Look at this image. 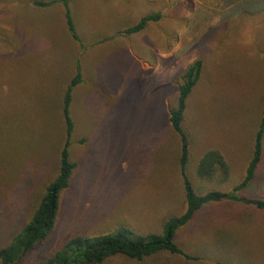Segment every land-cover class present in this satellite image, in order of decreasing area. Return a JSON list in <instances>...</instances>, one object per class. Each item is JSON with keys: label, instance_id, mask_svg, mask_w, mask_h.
<instances>
[{"label": "rangeland", "instance_id": "1", "mask_svg": "<svg viewBox=\"0 0 264 264\" xmlns=\"http://www.w3.org/2000/svg\"><path fill=\"white\" fill-rule=\"evenodd\" d=\"M0 0V248L31 218L56 176L66 139L62 102L70 79L75 168L58 196L54 226L17 264L44 261L74 236L125 229L160 234L186 208L180 136L168 121L185 69L201 60L186 99L185 174L197 194L240 182L264 111V0H69L73 38L60 1ZM160 17L134 33L143 15ZM263 153L239 192L264 200ZM209 149L228 175L197 174ZM165 251L100 264H264V209L209 202L178 228Z\"/></svg>", "mask_w": 264, "mask_h": 264}, {"label": "trees", "instance_id": "2", "mask_svg": "<svg viewBox=\"0 0 264 264\" xmlns=\"http://www.w3.org/2000/svg\"><path fill=\"white\" fill-rule=\"evenodd\" d=\"M60 1L63 5L65 21L71 36L76 38L69 9V0H49L37 2V5L45 6ZM160 17L158 13L143 15L135 24L125 29V33H134L143 29L149 21ZM201 60H195L183 72L181 81L177 84V101L175 106L168 110V121L174 131L180 136L181 150L179 166L183 177V187L186 208L183 213L169 217L164 220L162 232L146 233L128 238L124 231L119 229L112 233L94 236H74L69 238L52 255L37 264H100L114 255H124L130 259L140 261L155 253L165 251L170 254H178L186 259L196 260L197 257L184 252L175 242L174 237L178 228L182 227L194 214L209 202L231 200L243 202L264 209V200L249 198L240 195L242 191L255 177V169L258 167L263 153L262 139L264 135V111L257 126L254 137L252 154L245 174L232 190L229 192L208 191L197 194L185 174L188 161V149L182 121L186 107V99L191 92L194 83L197 82L201 71ZM80 70L71 78L62 102V116L65 123L66 139L59 153V166L56 176L46 185L36 209L30 215L31 218L23 225L20 231L3 247L0 248V264H17L36 245L42 243L47 234L52 230L58 211L59 193L67 187L75 163L69 160L67 146L70 144V134L73 122L69 114L72 87L80 82ZM221 171L223 177L228 175V166L220 151L209 149L201 156L197 165V174L200 179H211L217 172Z\"/></svg>", "mask_w": 264, "mask_h": 264}, {"label": "crops", "instance_id": "3", "mask_svg": "<svg viewBox=\"0 0 264 264\" xmlns=\"http://www.w3.org/2000/svg\"><path fill=\"white\" fill-rule=\"evenodd\" d=\"M246 187H247V186H246ZM246 187H245V188H246ZM207 204H208V203H207Z\"/></svg>", "mask_w": 264, "mask_h": 264}]
</instances>
